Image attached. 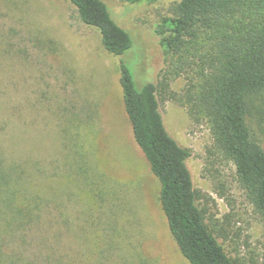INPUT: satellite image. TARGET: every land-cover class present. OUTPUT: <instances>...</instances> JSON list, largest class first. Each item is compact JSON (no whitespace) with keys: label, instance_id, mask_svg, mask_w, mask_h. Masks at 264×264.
Returning <instances> with one entry per match:
<instances>
[{"label":"rangeland","instance_id":"obj_1","mask_svg":"<svg viewBox=\"0 0 264 264\" xmlns=\"http://www.w3.org/2000/svg\"><path fill=\"white\" fill-rule=\"evenodd\" d=\"M176 1L104 0L132 39L114 55L70 0H0V139L12 136L33 182H44L73 264H191L170 230L161 181L135 138L120 80L125 64L137 88L157 82L165 59L155 27ZM161 110L168 131L191 150L199 204L227 253L237 264H264V222L233 163L211 153L207 122L172 100ZM251 125L264 148V112Z\"/></svg>","mask_w":264,"mask_h":264},{"label":"trees","instance_id":"obj_2","mask_svg":"<svg viewBox=\"0 0 264 264\" xmlns=\"http://www.w3.org/2000/svg\"><path fill=\"white\" fill-rule=\"evenodd\" d=\"M70 1L79 19L99 30L108 52L130 49L129 33L104 0ZM155 30L165 59L157 82L139 89L121 64L135 138L161 181L162 208L183 255L191 264H237L207 222L187 164L191 150L168 131L161 103L175 101L194 121L207 122L211 153L233 163L240 188L264 222V148L251 125L264 112V0H179ZM174 80L182 81L179 91L171 88ZM17 149L12 136L0 139V264H73L62 249L60 223L49 215L44 182H33L30 160L16 156Z\"/></svg>","mask_w":264,"mask_h":264}]
</instances>
